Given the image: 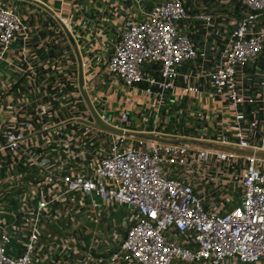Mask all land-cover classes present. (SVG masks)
Here are the masks:
<instances>
[{"label": "built area", "instance_id": "obj_1", "mask_svg": "<svg viewBox=\"0 0 264 264\" xmlns=\"http://www.w3.org/2000/svg\"><path fill=\"white\" fill-rule=\"evenodd\" d=\"M60 2L115 36L94 94L0 106V264H264V0ZM29 30L0 0V69Z\"/></svg>", "mask_w": 264, "mask_h": 264}, {"label": "crops", "instance_id": "obj_2", "mask_svg": "<svg viewBox=\"0 0 264 264\" xmlns=\"http://www.w3.org/2000/svg\"><path fill=\"white\" fill-rule=\"evenodd\" d=\"M13 10L19 13L20 17L29 24V36L25 39L15 41L11 50L7 53L8 64H3L0 69V96L6 94L5 103L8 111H13L20 107L18 94H79L78 87L83 83L90 94H94L90 83L96 75L82 71L81 63L90 58L93 54L99 55L103 50L101 47L104 40H100L98 35L108 39L114 38V33L106 28H101L99 34L93 33L91 28L82 29L75 32L76 40L61 42V32L59 34V24L51 14L61 10L60 0H4ZM46 7L50 8L47 9ZM64 18L70 21L74 27L76 21L80 24V19L72 17V13L67 10ZM77 24V23H76ZM64 27V26H63ZM99 31V29L97 30ZM77 33V34H76ZM103 34V35H102ZM28 62L30 68L27 69L28 77L26 85L21 86L18 79L16 65ZM48 61H52L51 70L45 69ZM34 68H33V67ZM99 73L98 70L95 69ZM84 74V75H83ZM42 78V79H41ZM123 89V88H122ZM23 90V91H22ZM6 92V93H5ZM116 92V94H121ZM105 94V93H104ZM1 102V100H0ZM144 128H136L135 131H146ZM148 132V131H147ZM143 135V134H142Z\"/></svg>", "mask_w": 264, "mask_h": 264}, {"label": "water", "instance_id": "obj_3", "mask_svg": "<svg viewBox=\"0 0 264 264\" xmlns=\"http://www.w3.org/2000/svg\"><path fill=\"white\" fill-rule=\"evenodd\" d=\"M86 100L88 101V103L90 104V100L88 99V97L86 96ZM91 106V104H90ZM91 109L94 113V116H95V119H96V126L102 130H105V131H109V132H112V133H115V134H118V135H124L125 132L122 131V130H118L116 128H113L107 124H105L99 117L98 115L96 114V112L94 111V109L92 108L91 106ZM264 157V155L262 156Z\"/></svg>", "mask_w": 264, "mask_h": 264}, {"label": "rangeland", "instance_id": "obj_4", "mask_svg": "<svg viewBox=\"0 0 264 264\" xmlns=\"http://www.w3.org/2000/svg\"><path fill=\"white\" fill-rule=\"evenodd\" d=\"M114 217L116 218L117 222L121 221V219H122L121 211L118 212L116 215H114Z\"/></svg>", "mask_w": 264, "mask_h": 264}]
</instances>
